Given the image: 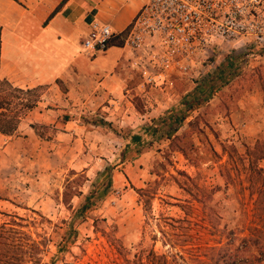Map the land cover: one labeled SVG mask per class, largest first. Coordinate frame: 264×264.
I'll list each match as a JSON object with an SVG mask.
<instances>
[{"label":"rangeland","instance_id":"374dc122","mask_svg":"<svg viewBox=\"0 0 264 264\" xmlns=\"http://www.w3.org/2000/svg\"><path fill=\"white\" fill-rule=\"evenodd\" d=\"M201 69L157 87L131 69V103L112 116L70 104L58 114L73 124L55 140L63 155L46 156L39 137L0 136V225L24 219L23 230L42 243L38 264L162 254L170 249L164 217L167 243L188 264H215L226 245L243 264H264V210L248 188L247 153L264 139V43H225ZM31 120L28 113L22 122ZM45 132L54 139L56 129Z\"/></svg>","mask_w":264,"mask_h":264},{"label":"crops","instance_id":"0c3cea01","mask_svg":"<svg viewBox=\"0 0 264 264\" xmlns=\"http://www.w3.org/2000/svg\"><path fill=\"white\" fill-rule=\"evenodd\" d=\"M146 1L67 0L45 23L62 0H0V78L23 88L46 86L38 105L29 112L32 123L56 129L53 140L40 141L50 148L46 156L66 152L62 142L55 140L66 138L73 128L68 117L58 116L70 104L107 108L112 116L131 103L126 81L136 68L130 54L114 45L92 55L84 50L83 41L94 20L111 24L117 33L124 31ZM46 102L55 107L48 108ZM13 136L16 141L38 138L31 124L23 122ZM131 138L138 139L136 135Z\"/></svg>","mask_w":264,"mask_h":264},{"label":"built area","instance_id":"2783aa9c","mask_svg":"<svg viewBox=\"0 0 264 264\" xmlns=\"http://www.w3.org/2000/svg\"><path fill=\"white\" fill-rule=\"evenodd\" d=\"M122 32L94 20L84 50L105 52L121 35L144 84L172 85L174 75L202 74L225 43L263 44L264 0H147Z\"/></svg>","mask_w":264,"mask_h":264},{"label":"trees","instance_id":"16d2710c","mask_svg":"<svg viewBox=\"0 0 264 264\" xmlns=\"http://www.w3.org/2000/svg\"><path fill=\"white\" fill-rule=\"evenodd\" d=\"M20 2L19 0H16ZM67 0H62L60 5L49 15L45 23H47L60 9V7ZM123 34V32L121 33ZM123 40L121 35L114 37L109 45L122 46ZM213 58V57H212ZM214 74V73H213ZM213 80V79H212ZM62 91L66 92V87L61 80H57ZM46 86H37L32 88H23L14 85L6 78H0V133L12 136L14 135L25 116L33 110L42 98L43 90ZM67 118V116L65 117ZM36 135L43 140H52L50 134H46L45 130L53 129L54 127L44 123L34 122L31 124ZM139 138V137H137ZM247 153L253 160L249 161L248 171L249 175V190L251 194L257 193L259 195V203H262V211L264 210V167L258 166V161L264 159V139H260L253 147H247ZM111 182V179H110ZM93 195V194H92ZM90 195L88 197L91 198ZM89 202L84 204L80 211L84 212L89 208ZM147 205V204H146ZM258 208L259 207L258 204ZM23 218L15 220L10 223L0 225V264H34L40 263L41 241H36L30 234L23 230ZM167 217H164L163 225L159 222L161 232L164 234L163 245L169 246L166 252L159 254L154 248L150 249L146 254L135 255L134 259L125 258V264H188L181 251H174L175 243H167L166 235L168 231L165 230V225L168 226ZM157 235H154V240H157ZM118 242V239H114ZM211 250L216 251L213 247ZM238 248H233L231 245H226L218 248V254L212 256L215 264H243V258L239 256ZM257 260H261L260 257Z\"/></svg>","mask_w":264,"mask_h":264}]
</instances>
